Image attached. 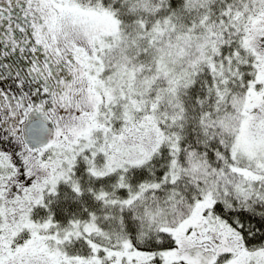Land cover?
Segmentation results:
<instances>
[{"label":"snow or ice","instance_id":"obj_1","mask_svg":"<svg viewBox=\"0 0 264 264\" xmlns=\"http://www.w3.org/2000/svg\"><path fill=\"white\" fill-rule=\"evenodd\" d=\"M0 264H264V0H0Z\"/></svg>","mask_w":264,"mask_h":264}]
</instances>
